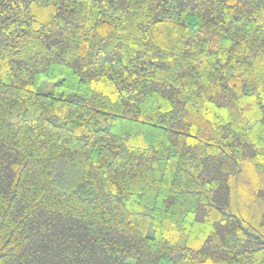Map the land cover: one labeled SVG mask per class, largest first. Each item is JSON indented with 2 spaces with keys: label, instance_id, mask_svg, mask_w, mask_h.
Instances as JSON below:
<instances>
[{
  "label": "trees",
  "instance_id": "1",
  "mask_svg": "<svg viewBox=\"0 0 264 264\" xmlns=\"http://www.w3.org/2000/svg\"><path fill=\"white\" fill-rule=\"evenodd\" d=\"M0 264H264V0H0Z\"/></svg>",
  "mask_w": 264,
  "mask_h": 264
},
{
  "label": "rangeland",
  "instance_id": "2",
  "mask_svg": "<svg viewBox=\"0 0 264 264\" xmlns=\"http://www.w3.org/2000/svg\"><path fill=\"white\" fill-rule=\"evenodd\" d=\"M54 87V82L43 80L41 83L40 90L42 92H52Z\"/></svg>",
  "mask_w": 264,
  "mask_h": 264
}]
</instances>
